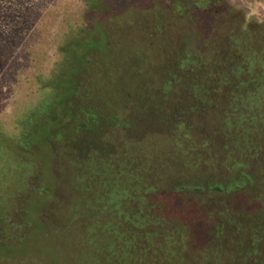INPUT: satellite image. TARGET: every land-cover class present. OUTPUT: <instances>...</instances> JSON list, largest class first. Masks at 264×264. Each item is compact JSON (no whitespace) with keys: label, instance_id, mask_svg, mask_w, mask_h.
I'll use <instances>...</instances> for the list:
<instances>
[{"label":"trees","instance_id":"obj_1","mask_svg":"<svg viewBox=\"0 0 264 264\" xmlns=\"http://www.w3.org/2000/svg\"><path fill=\"white\" fill-rule=\"evenodd\" d=\"M56 1L0 0V264H264V22Z\"/></svg>","mask_w":264,"mask_h":264},{"label":"rangeland","instance_id":"obj_2","mask_svg":"<svg viewBox=\"0 0 264 264\" xmlns=\"http://www.w3.org/2000/svg\"><path fill=\"white\" fill-rule=\"evenodd\" d=\"M230 3H232L235 7L237 8H242L244 10V15H245V20L253 19L256 21H262L264 22V0H228ZM54 2V1H53ZM72 6V8L77 9L80 6V1L79 0H57L54 5H52V9L55 12H62V9L65 10L64 13H61L59 17L65 16L66 11L69 10V7ZM103 13V12H102ZM81 19H79L80 22ZM64 29V28H62ZM50 35L49 33L47 34V38H49ZM34 55H37V49L35 48L33 50ZM55 56L52 54L51 49L48 47H44L41 55L37 58L36 62H40L39 68L36 67H29L30 72H37L38 71H45L52 61L54 60ZM19 88H23L22 86ZM22 94L19 95L18 102L21 100ZM10 108V106H6V110ZM5 110V109H4ZM2 113V112H1ZM0 113V114H1ZM5 114H2L3 116ZM38 230V229H37ZM28 254V251L26 252ZM24 256V255H23ZM21 256V257H23ZM1 262V260H0Z\"/></svg>","mask_w":264,"mask_h":264}]
</instances>
